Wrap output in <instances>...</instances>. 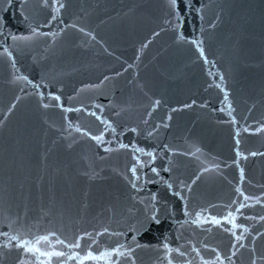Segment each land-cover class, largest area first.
Listing matches in <instances>:
<instances>
[{
	"label": "water",
	"instance_id": "water-1",
	"mask_svg": "<svg viewBox=\"0 0 264 264\" xmlns=\"http://www.w3.org/2000/svg\"><path fill=\"white\" fill-rule=\"evenodd\" d=\"M41 2L13 0L9 8L8 0H0V16L13 34L30 35L29 25L58 33L55 39L38 36L10 48L15 69L0 56V231H8L7 225L19 217L35 226L33 232L54 230L63 238L104 227L123 232L142 218L144 209L128 199L122 175L130 166V152L106 156L95 142L68 128L65 117L97 134L102 125L87 114L92 111L112 120L117 134L125 132L123 143L162 152L155 166L172 169L161 171L166 180L191 184L200 176L191 192H183L190 211L208 208L220 218L223 206L237 199L236 188L264 197V131H257L264 126V0H193L194 9L203 6V11H185L179 30L174 20L166 23L171 19L168 0H59L65 7L55 22H50L51 8L41 7ZM196 38L203 40L211 63L190 43ZM4 46L0 41V52ZM224 91L232 110L222 103ZM40 93L44 103L55 105L50 94L60 95L64 108L87 112L44 109ZM155 100L161 103L153 109ZM158 124L168 126L148 137ZM131 128L137 132L126 131ZM165 144L172 151L164 149ZM234 160L244 169L243 180ZM149 188L175 216L168 214L169 207L158 205L161 223L137 237L148 247L136 250V264H161L163 251L155 246L165 236L173 247L186 248L188 241L200 248L207 244L208 250L202 248L206 259L212 258V248L227 252L231 238L222 229L209 224L181 227L177 221L185 219L183 202L163 185ZM247 203L243 216L264 215V199ZM237 222L253 229L245 240L251 248L264 223L242 217ZM116 239L102 236L100 244L111 246ZM255 246L258 254L264 251V236L256 238ZM242 252L237 264H249L248 251ZM20 257L15 248L0 249V264H17Z\"/></svg>",
	"mask_w": 264,
	"mask_h": 264
},
{
	"label": "snow or ice",
	"instance_id": "snow-or-ice-1",
	"mask_svg": "<svg viewBox=\"0 0 264 264\" xmlns=\"http://www.w3.org/2000/svg\"><path fill=\"white\" fill-rule=\"evenodd\" d=\"M13 0H8L9 8L12 6ZM26 2V0H25ZM21 11L24 10V4L20 5ZM41 7L51 8L52 14L50 22L57 21L59 17L60 10L65 7L63 3L59 0H52L51 4L49 0H42ZM169 16L171 19L167 20L166 23L175 24L173 27L179 30L182 27V21L184 19L183 13L185 11L195 10L197 12L203 11V6L194 9L193 0H168ZM5 12L8 9L4 10ZM25 20L28 19L27 16L24 17ZM201 19L203 17L201 16ZM74 26V25H73ZM8 21L4 16H0V41L3 42V52H0V56H6L13 69L16 67L15 58L13 56V51L10 50L14 45L20 42H28L33 40L35 37L51 36L53 39L58 35L56 32H41L38 28L29 25L30 35H15L7 30ZM214 27V25H213ZM81 31H84L81 29ZM203 31V29L201 30ZM88 35H91L90 33ZM154 35H159V33H154ZM94 38V37H93ZM180 39H184L181 35ZM11 40L12 45H7V41ZM196 49L198 50L199 56L204 59L206 63H211L207 60L205 55V50L203 47V40L196 38L190 41ZM146 47V45H144ZM209 75H212L209 72ZM18 79L28 80L27 77H18ZM107 79V78H106ZM220 80L223 82V75L220 76ZM220 87V85H216ZM40 95L41 107L48 109L50 107H60L65 113L70 112H80L86 109L81 108H64L61 96L50 94L51 100L58 102L53 105L50 103H44V96L42 93ZM160 100H155L153 102V109L160 105ZM195 104V101L192 102ZM222 103L227 104L228 109L232 110V105L229 102V93L224 91ZM15 107V105H13ZM97 108L100 106L97 105ZM184 107H191V105L186 104ZM224 109L222 108L221 111ZM176 111V109H173ZM88 115L95 117L97 121L102 125V129L97 133L93 134L87 129H82L79 125H73L71 121H67L68 128H75L77 133L87 139L95 142L97 148L102 149V151L107 155L114 152L129 151L131 154V163L127 167L126 172L122 173L124 180L126 181L129 189L128 199L134 203L140 204L144 211L141 219L135 220L134 223H129L126 230L123 232L112 231L107 227H104L101 231H83L81 233H74L71 237H63L54 230H46L43 234L38 232H33L32 227L27 224L22 223L20 218L17 217L16 220L12 221L7 225L8 231H0V238H3V243H0V249H13L19 250L21 252V257L18 259L17 264H136L135 252L137 249L148 247V245L139 243L137 237L142 234H147V231L151 229L153 224L159 225L161 220L159 219L160 208L158 205H163L169 207L167 202L162 200L158 192H152L149 185L159 184L163 185L166 190L170 191L171 194L177 197L183 202L182 205V215L185 219L180 222V226L183 227L186 224L196 225L203 227L205 224L219 227L222 231L228 234L231 238L230 246L227 252H222L219 248L210 249L212 253V258H205L202 255L203 250H208L209 246L203 244L202 248L197 247L192 241L187 242V247L180 245L178 247H173L168 242L167 236L161 242V245H157V250L163 251V256L159 258L161 264H194V261L198 259V264H237V259H239L243 252L246 250L249 253V264H264V251L257 253L255 246V240L257 237L264 236V232H256V235L252 238V247L248 248L245 240L248 235L253 231L246 223H238L239 217H242L245 221H256L264 223V215L259 217H247L243 216V211L249 207L248 201H253L254 203H261L264 197L249 196L244 194L240 188H236L237 199H234L231 204L224 205L225 214L220 218L211 215L208 208H200L196 211H190L187 204V198L183 195V192L187 190L191 192V184H195L196 180L200 179L197 175L191 184L184 181L166 180L162 175L161 171L171 173V168H158L156 167V162L158 156H163L162 152H158L155 148L149 150L145 147H140L134 142L123 143L120 139L125 132L117 134L116 125L112 120L105 119L101 115H97V112H87ZM119 117V112L115 113ZM151 116V112L148 113ZM231 116V111H229ZM171 120V115L167 117ZM235 123V119L232 120ZM147 123V120L144 121ZM167 127V124L156 125V127L147 133L148 137H152L154 132L158 131L160 127ZM126 131H131L133 133L137 132L136 128L126 129ZM257 131H264V126L257 129ZM106 135H111L112 139H106ZM238 135V134H237ZM115 144V147L112 145ZM239 144V140H237ZM71 146V145H70ZM163 148L172 151L168 145H163ZM200 149L197 148L196 152ZM195 155V153H192ZM255 156L257 153H251ZM106 156H101L100 159L103 160ZM236 156L240 157L241 153L237 150ZM233 163L239 168L240 178L244 179V169L239 167V160H234ZM218 169L219 165H215ZM204 172L209 171L208 168H203ZM88 175V173H85ZM179 190H176V189ZM242 197V199H240ZM215 207V206H211ZM169 215L175 216V211L169 207ZM13 225H19V227H14ZM116 237V242L109 246L108 244H100V237ZM128 236L131 240L128 241ZM87 241V243H85ZM182 248L185 250L182 251ZM173 254L180 258L179 262L174 259ZM192 254H195L194 256ZM191 257V258H190Z\"/></svg>",
	"mask_w": 264,
	"mask_h": 264
}]
</instances>
